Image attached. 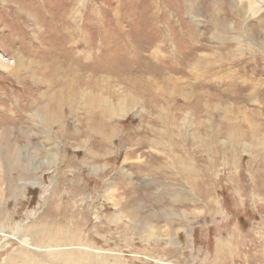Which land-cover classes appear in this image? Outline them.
Segmentation results:
<instances>
[{"label":"rangeland","instance_id":"1","mask_svg":"<svg viewBox=\"0 0 264 264\" xmlns=\"http://www.w3.org/2000/svg\"><path fill=\"white\" fill-rule=\"evenodd\" d=\"M0 56V264H264V0H0Z\"/></svg>","mask_w":264,"mask_h":264},{"label":"bare ground","instance_id":"2","mask_svg":"<svg viewBox=\"0 0 264 264\" xmlns=\"http://www.w3.org/2000/svg\"><path fill=\"white\" fill-rule=\"evenodd\" d=\"M0 57H2V56H0ZM105 101V100H104ZM44 120H45V122L49 119V118H43ZM43 120V121H44ZM39 233H41V232H39ZM47 234V233H46ZM39 236V235H38ZM40 237V239H39V244H41V245H46V243H45V241H47L48 239H49V237L47 236V235H44V233H43V235H41V236H39ZM48 238V239H47ZM21 244H23L24 246H26L27 247V245H30L29 243H26L25 242V240H22V242H20ZM48 243V242H47ZM49 244V243H48ZM46 247V246H45ZM35 248V247H34ZM32 249V248H31ZM35 250V249H34ZM38 250V249H37ZM49 250H52V249H49ZM42 251V250H41ZM29 261V260H28Z\"/></svg>","mask_w":264,"mask_h":264}]
</instances>
